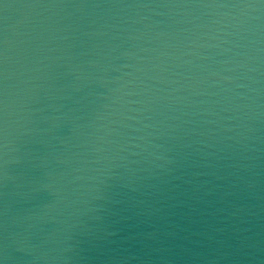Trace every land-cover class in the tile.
Here are the masks:
<instances>
[{"label": "water", "instance_id": "1", "mask_svg": "<svg viewBox=\"0 0 264 264\" xmlns=\"http://www.w3.org/2000/svg\"><path fill=\"white\" fill-rule=\"evenodd\" d=\"M0 264H264V0H0Z\"/></svg>", "mask_w": 264, "mask_h": 264}]
</instances>
